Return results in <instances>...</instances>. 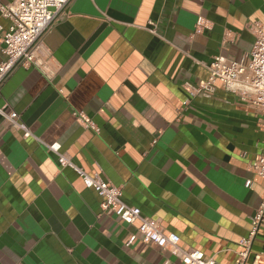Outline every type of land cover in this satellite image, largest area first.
<instances>
[{
	"label": "crops",
	"instance_id": "obj_1",
	"mask_svg": "<svg viewBox=\"0 0 264 264\" xmlns=\"http://www.w3.org/2000/svg\"><path fill=\"white\" fill-rule=\"evenodd\" d=\"M67 10L44 38L45 67L19 66L0 90V107L31 132L0 114V264H182L144 242L138 222L105 213L54 142L183 248L237 264L264 198L249 166L264 146V112L222 88L190 90L216 55L251 52L264 0H73ZM199 16L208 26L198 32ZM0 24L3 60L1 11ZM253 249L264 253V224Z\"/></svg>",
	"mask_w": 264,
	"mask_h": 264
},
{
	"label": "built area",
	"instance_id": "obj_2",
	"mask_svg": "<svg viewBox=\"0 0 264 264\" xmlns=\"http://www.w3.org/2000/svg\"><path fill=\"white\" fill-rule=\"evenodd\" d=\"M73 0H10L0 6L3 17L10 19V25L3 36L5 58L0 60V90L4 82L19 66L46 65L44 44L46 34L55 23L68 14V7ZM208 25L203 16L197 20L199 32ZM255 42L250 53L241 60L216 55L206 65L209 76L190 90L191 95L213 96L218 88L238 95L242 100L256 106L264 112V24L252 23ZM3 26L0 24V30ZM0 114L5 116L12 126L23 130L25 136L31 134L29 126L18 112H7L0 107ZM78 122L86 128L99 131L95 122L84 112L75 110ZM48 148L58 154L62 167L73 168L83 179L86 187L93 189L101 198V208L105 213L115 214L126 224H138V235L146 243L169 249L178 256L182 264H217L214 257H208L197 248L185 249L181 246V237L175 232L166 233L153 218L145 216L140 207L128 204L123 199V189L108 180L99 172L88 173L76 164L66 153L60 151L61 144L54 142ZM252 172L264 178V146L261 152L249 164ZM264 224V198L255 215L251 218V229L247 236L240 239L237 264H264V253L255 252L253 245ZM137 235L133 234L132 238ZM252 259V260H250Z\"/></svg>",
	"mask_w": 264,
	"mask_h": 264
},
{
	"label": "rangeland",
	"instance_id": "obj_3",
	"mask_svg": "<svg viewBox=\"0 0 264 264\" xmlns=\"http://www.w3.org/2000/svg\"><path fill=\"white\" fill-rule=\"evenodd\" d=\"M255 252H256V250L255 249H253Z\"/></svg>",
	"mask_w": 264,
	"mask_h": 264
}]
</instances>
